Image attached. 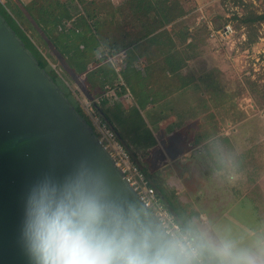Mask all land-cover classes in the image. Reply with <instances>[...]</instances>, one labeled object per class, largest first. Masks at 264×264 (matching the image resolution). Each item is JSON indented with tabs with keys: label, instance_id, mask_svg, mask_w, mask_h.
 Wrapping results in <instances>:
<instances>
[{
	"label": "rangeland",
	"instance_id": "1",
	"mask_svg": "<svg viewBox=\"0 0 264 264\" xmlns=\"http://www.w3.org/2000/svg\"><path fill=\"white\" fill-rule=\"evenodd\" d=\"M62 1L71 15L62 30L77 33L76 21L84 17L82 4L89 0ZM96 1L99 5L117 7L124 0ZM178 2L185 15L166 29L174 40L175 50L183 57L179 73L187 82L186 87L162 100L150 99L145 89L148 85L174 76L144 56L129 63L126 55L123 58L117 55L122 51L113 52L100 46L95 56L111 65L115 79L105 85L100 96L91 100L95 106L104 100L105 107L110 106L114 97L105 98L107 88L114 96L120 88L124 90L125 106L136 108L157 142L150 155L149 152L136 154V162L146 169L151 184L165 189L172 203L177 197L184 217L198 219L196 213L202 209L212 212L214 208L224 207V204L215 207L218 200L214 197L222 193L219 202L223 203V193L229 190L225 183L231 179L230 190L238 198L230 200L215 228L221 241L247 247L257 239H264V222L256 202L239 198L242 190L252 187L264 202V25L255 21L245 24L241 20L262 13L264 0ZM103 13L96 9L89 22L94 23L96 15L103 18ZM226 26L229 30L223 33ZM213 28L222 34L211 36ZM25 31L40 52L48 53L33 32ZM50 65L61 74L56 65ZM77 81L78 87L69 81L65 83L81 106L83 98L89 99L83 92L87 93L84 75ZM174 84L179 85L175 81ZM98 91L101 90L95 92ZM163 92L167 89L163 88ZM182 169L189 173L187 180L183 179ZM194 193L199 196L191 199ZM186 196L191 200L185 201Z\"/></svg>",
	"mask_w": 264,
	"mask_h": 264
},
{
	"label": "water",
	"instance_id": "2",
	"mask_svg": "<svg viewBox=\"0 0 264 264\" xmlns=\"http://www.w3.org/2000/svg\"><path fill=\"white\" fill-rule=\"evenodd\" d=\"M14 2L60 66L76 79L24 6ZM78 175L88 178L89 188L102 202L125 215L133 213L138 228L150 233L154 250L173 241L100 145L93 128L0 14V264H33L23 237L31 189L45 179L62 187ZM175 264H183L182 259Z\"/></svg>",
	"mask_w": 264,
	"mask_h": 264
},
{
	"label": "trees",
	"instance_id": "3",
	"mask_svg": "<svg viewBox=\"0 0 264 264\" xmlns=\"http://www.w3.org/2000/svg\"><path fill=\"white\" fill-rule=\"evenodd\" d=\"M18 1L65 59L76 79L69 76L60 66L55 56L24 17L14 0H3V3L0 0V14L22 40L25 47L34 55L39 66L49 74L77 112L85 118L91 127L90 121L74 98L66 81L78 87L77 78L84 75L87 93L90 98H95L96 95L100 96L105 85L112 84L115 73L111 65L105 62L104 59L97 60L95 56V52L100 46L112 49L113 52L124 51L126 60L128 59L129 63L138 56H144L148 61H155L153 64L160 65L164 72L167 71L171 76H174L163 77L161 81L154 80L148 85L145 89L150 99L162 100L166 96H171L186 87L187 82L180 78L179 73L183 66V57L180 51L175 50L174 40L170 31L166 29V26L171 25L178 18L185 15V11L178 0H124L117 7L107 4L99 5L96 0H89V2H83L82 4L84 17L77 19L76 29L78 32L74 34L62 30L64 22L71 18L64 1ZM96 9L98 12H104L105 15L103 18L97 15L94 16L96 17L95 22L91 23L89 22L91 13ZM250 21L264 25V11L252 18L245 17L241 20L245 24ZM25 30L33 32L48 53L43 54L40 52ZM160 58L162 59L159 60ZM50 63L56 65L61 74L57 72L56 68L51 67ZM89 64H91V68H88ZM174 81L178 82L179 85H175ZM254 86L252 85L253 88ZM163 88L167 89V92H163ZM99 89L101 91L96 93L95 91ZM123 94L124 90L120 88L112 99V105L105 107L106 100H104L96 107H98L101 117L114 129L119 140L131 151V156L136 161V154L153 150L157 142L146 128L145 121L136 108L125 106ZM93 131L96 134L94 128ZM145 170L142 169L149 179V175ZM151 185L155 188L159 200L176 216L182 230L192 237L195 236L191 226L183 220L177 197L174 196L176 201L172 203V199L167 196L161 185L153 183ZM247 185L249 184L247 183ZM202 254L205 264H214L213 258L207 252Z\"/></svg>",
	"mask_w": 264,
	"mask_h": 264
},
{
	"label": "clouds",
	"instance_id": "4",
	"mask_svg": "<svg viewBox=\"0 0 264 264\" xmlns=\"http://www.w3.org/2000/svg\"><path fill=\"white\" fill-rule=\"evenodd\" d=\"M23 237L33 264H175L177 258L194 264L204 252L214 264H264V239L238 247L193 236L154 250L135 215L102 202L83 175L62 187L45 179L31 189Z\"/></svg>",
	"mask_w": 264,
	"mask_h": 264
},
{
	"label": "built area",
	"instance_id": "5",
	"mask_svg": "<svg viewBox=\"0 0 264 264\" xmlns=\"http://www.w3.org/2000/svg\"><path fill=\"white\" fill-rule=\"evenodd\" d=\"M213 30H211V36H216L222 34L223 31L229 30V26H226L222 32L214 28ZM117 55L123 58L126 54L122 51ZM116 73L118 74L117 69ZM110 90L107 88L104 92L108 97L104 96L106 99L114 97L115 95L110 93ZM81 107L85 116L95 129L100 145L109 153L115 165L122 171L124 178L135 191L145 208L157 217L166 234L172 240L192 237L189 233L182 230L181 224L176 216L159 200L150 180L146 177L139 164L132 158L130 151L119 140L114 129L101 117L92 100L83 98ZM194 264H205L203 254L194 261Z\"/></svg>",
	"mask_w": 264,
	"mask_h": 264
},
{
	"label": "crops",
	"instance_id": "6",
	"mask_svg": "<svg viewBox=\"0 0 264 264\" xmlns=\"http://www.w3.org/2000/svg\"><path fill=\"white\" fill-rule=\"evenodd\" d=\"M88 66L91 68V64H89ZM153 150H149L148 151L149 152V155H150V153ZM213 166L216 167L215 164H213ZM182 172H183V179H186L187 180L188 177H189V173L186 170L183 171V169H182ZM227 183H229V185H227ZM171 185H173V184L171 183ZM225 185H226V187L229 190H228L227 193H223V195H224L223 196L224 198L222 199L223 200V203L222 202H219V200L222 198V193H220L219 196L214 197V199L218 200V202H216L214 204V206L215 207H219L220 206L219 204H221V205L224 204L223 205L224 207H219L217 209L214 208L212 210V212L211 211H204L202 209L199 213L198 212L196 213V215L198 216V219L197 218L195 219L192 216L191 217H189V216H185L184 217L182 215L183 220L186 221L189 224V226H191L192 231L195 234V236L196 237H201V238L207 240L208 242H210L211 244H219L221 242L220 237L217 236L218 233L216 232L215 223L218 221V219L221 216L224 215V213H225V207L229 206L231 204V202H232L230 200H232L233 198H238L237 197L238 195L237 196H233L234 193L230 190L231 179L227 180L226 183H225ZM244 195H246L247 197H245ZM191 196H192L191 199H195L199 195L195 194V195H191ZM262 197H263L262 199H264V191L262 192ZM239 198H241V199L242 198L249 199V202L252 203V204H253V202H256L255 203V206H256L257 209L259 208V210L261 212L262 221L264 222V202L260 198H258V196L254 193V190H252V187H250V188L248 187V188H246V190H242L240 192ZM191 199H189V197H187V196H186V198H184V200L187 201V202L189 200H191ZM255 200H257V201H255ZM197 205L201 206L200 204H197ZM199 208L201 209V207H199ZM196 211H198V210L196 209ZM262 231H264V224H263V227H262Z\"/></svg>",
	"mask_w": 264,
	"mask_h": 264
}]
</instances>
